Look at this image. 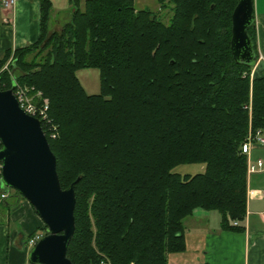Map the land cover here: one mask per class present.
Returning a JSON list of instances; mask_svg holds the SVG:
<instances>
[{
  "label": "trees",
  "instance_id": "16d2710c",
  "mask_svg": "<svg viewBox=\"0 0 264 264\" xmlns=\"http://www.w3.org/2000/svg\"><path fill=\"white\" fill-rule=\"evenodd\" d=\"M40 2L41 35L0 59V90L17 80L49 101L58 136L43 130L61 186L79 179L72 263L168 264L185 250V221L197 209L242 231L234 225L247 210L241 145L264 130V79H251L254 65L232 53L238 0H158L168 23L133 0H70L60 30L51 2ZM248 34L258 58L254 24ZM84 69L99 71V94L81 84ZM184 164L203 172L174 171Z\"/></svg>",
  "mask_w": 264,
  "mask_h": 264
},
{
  "label": "crops",
  "instance_id": "0c3cea01",
  "mask_svg": "<svg viewBox=\"0 0 264 264\" xmlns=\"http://www.w3.org/2000/svg\"><path fill=\"white\" fill-rule=\"evenodd\" d=\"M49 1L53 7L51 27L59 30L71 15L70 0ZM157 8L159 11L158 4ZM255 28L259 59L250 76L264 79V0H255ZM40 35V0H20L11 10L4 9L0 0V59L6 52L36 43ZM249 158L253 163L261 160L264 164V146H253ZM262 192L264 168L248 174L246 216L237 222L242 231L224 230L217 211L195 210L185 221L186 248L170 253L168 264H264ZM10 195L2 199L0 193V264H30L29 236L45 232V223L29 201Z\"/></svg>",
  "mask_w": 264,
  "mask_h": 264
},
{
  "label": "water",
  "instance_id": "95a60500",
  "mask_svg": "<svg viewBox=\"0 0 264 264\" xmlns=\"http://www.w3.org/2000/svg\"><path fill=\"white\" fill-rule=\"evenodd\" d=\"M255 23V0H238L232 15L231 49L239 63H257L248 29ZM16 83L0 90V189L17 191L47 226L46 235L31 249L30 264H73L68 247L76 230L75 186L63 189L57 159L38 119L21 109Z\"/></svg>",
  "mask_w": 264,
  "mask_h": 264
},
{
  "label": "built area",
  "instance_id": "2783aa9c",
  "mask_svg": "<svg viewBox=\"0 0 264 264\" xmlns=\"http://www.w3.org/2000/svg\"><path fill=\"white\" fill-rule=\"evenodd\" d=\"M20 0H1V5L4 9L11 10L16 7ZM7 69V67H5ZM35 92L41 98V103H35L31 98V93ZM14 95L19 103V106L22 110H24L28 115L36 118L46 128V131L49 133L51 129L50 136L53 139L57 137V126L53 124L49 115V103L48 100H43L42 92L35 91L33 87L22 86L16 81V87L14 89ZM53 124V125H52ZM260 145L264 146V132L263 130H258L256 132H250L241 145V151L243 155L247 157V172L248 174H253L257 171H261L264 168V164L261 160H258L256 163H253L250 160V152L253 146ZM0 175H1V167H0ZM262 197H264V192L261 193ZM8 194H2V198H6ZM234 225L237 226L238 223L234 222ZM42 238V234H36L33 238L28 241L29 247H34L38 241ZM104 264V262H102Z\"/></svg>",
  "mask_w": 264,
  "mask_h": 264
},
{
  "label": "rangeland",
  "instance_id": "374dc122",
  "mask_svg": "<svg viewBox=\"0 0 264 264\" xmlns=\"http://www.w3.org/2000/svg\"><path fill=\"white\" fill-rule=\"evenodd\" d=\"M82 1L84 3V0H82ZM133 3H134V6L138 9H150V10H152L153 12L158 14V17H160L166 23L169 22V20L172 16V14L170 13L169 10L168 11H161V10L158 11L157 4L159 5V3L157 2V0H134ZM69 20H70V16L68 19H66L64 21L63 25L65 23H67ZM8 66H9V63L5 67H7V69H8ZM250 73L252 74V70ZM77 76H78L81 84L83 85V87L85 88V90L88 94L96 95V94H99L101 92V77H100V73L97 69L80 70V71H78ZM250 78H251V76H250ZM30 93L32 95L31 98L33 99V101L35 103H41L40 102L41 98L38 95H36L35 92H30ZM43 100H47V99L43 97ZM48 103H49V101H48ZM49 109H50V107H49ZM50 119H51V117H50ZM51 121H52V119H51ZM51 129H50L48 134L51 133ZM56 134L58 136V130H57ZM174 171L176 173L182 175V176L196 175L198 173L203 172V166L200 164H184V165L178 166ZM11 193L13 194V192H11ZM216 213H218V212H216ZM36 234L44 235L45 233L44 232H37Z\"/></svg>",
  "mask_w": 264,
  "mask_h": 264
}]
</instances>
